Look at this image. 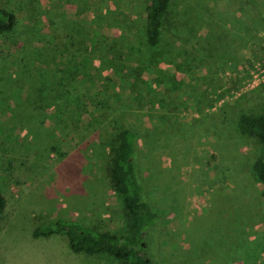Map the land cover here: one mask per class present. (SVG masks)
<instances>
[{
    "label": "rangeland",
    "instance_id": "1",
    "mask_svg": "<svg viewBox=\"0 0 264 264\" xmlns=\"http://www.w3.org/2000/svg\"><path fill=\"white\" fill-rule=\"evenodd\" d=\"M151 1L0 0L16 17L0 32V241L60 219L116 234L108 166L128 127L146 199L170 210L155 263L264 264L263 147L238 126L264 107V0H174L157 46ZM32 241L48 262L68 246Z\"/></svg>",
    "mask_w": 264,
    "mask_h": 264
},
{
    "label": "trees",
    "instance_id": "2",
    "mask_svg": "<svg viewBox=\"0 0 264 264\" xmlns=\"http://www.w3.org/2000/svg\"><path fill=\"white\" fill-rule=\"evenodd\" d=\"M174 0H152L146 8V36L151 46H157L162 25L167 20ZM14 13L0 7V32L13 30ZM238 126L243 134L258 138L263 150L254 162L256 176L264 185V107L244 113ZM138 134L123 128L112 150L108 174L114 190L123 197L125 217L122 228L113 234L101 231L76 219H60L34 229L33 236H63L75 253L89 256L109 254L124 264H156L149 251L150 242H158L163 225L170 214L169 208L159 207L145 196V185L138 173ZM7 199L0 192V220L5 214Z\"/></svg>",
    "mask_w": 264,
    "mask_h": 264
},
{
    "label": "crops",
    "instance_id": "3",
    "mask_svg": "<svg viewBox=\"0 0 264 264\" xmlns=\"http://www.w3.org/2000/svg\"><path fill=\"white\" fill-rule=\"evenodd\" d=\"M21 237V235L15 233L10 239L6 237L5 242L0 241V264H80V253L72 251L67 239L68 246L57 247L53 256H51L54 259L48 262L46 258L44 259L43 250L36 251L30 246L34 242L33 239L40 240L47 237L36 238L29 235L25 240Z\"/></svg>",
    "mask_w": 264,
    "mask_h": 264
}]
</instances>
